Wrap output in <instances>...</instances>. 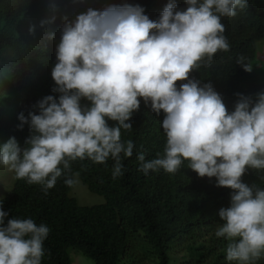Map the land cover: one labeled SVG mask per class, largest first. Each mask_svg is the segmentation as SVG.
<instances>
[{
    "label": "clouds",
    "instance_id": "1",
    "mask_svg": "<svg viewBox=\"0 0 264 264\" xmlns=\"http://www.w3.org/2000/svg\"><path fill=\"white\" fill-rule=\"evenodd\" d=\"M184 3L179 9L169 0L156 20L142 6L127 3L88 8L73 20L64 16L51 70L52 91L59 97L46 95L27 116L18 115L17 127L27 124L31 135L23 148L14 136L0 143V167L41 185L45 194L62 176L67 186L75 183L70 162L78 159L102 164L111 158L116 179L123 175L121 154L131 157L134 148L132 140L122 141L121 130L133 128L130 118L142 99L157 115L165 114L166 143L155 159L138 153L139 170L174 174L187 162L200 177H215L217 187L232 189L230 205L218 211L222 223L215 236L227 241L229 264H257L264 258V188L241 178L248 169L264 170V91L255 99L238 93L228 111L210 82L190 78L201 62L210 64L218 51L229 50L221 17L236 16L248 0ZM55 19H42L40 27ZM28 30L34 35L36 25ZM245 60L240 56L236 63L251 72ZM2 205L0 264H41L50 229L32 218L5 224L9 213Z\"/></svg>",
    "mask_w": 264,
    "mask_h": 264
},
{
    "label": "trees",
    "instance_id": "2",
    "mask_svg": "<svg viewBox=\"0 0 264 264\" xmlns=\"http://www.w3.org/2000/svg\"><path fill=\"white\" fill-rule=\"evenodd\" d=\"M169 0H0V53L9 47L7 76L16 84L23 99L12 117L0 111V134L16 137L20 146L31 135L29 126L19 129L18 115L27 116L37 101L53 93L56 87L51 70L56 61V47L61 39L64 16L73 20L88 8L103 10L111 5H140L150 19L156 20ZM179 9L184 0H176ZM55 17L44 28L40 21ZM32 20L35 34L22 31L23 21ZM228 51H218L210 64L190 73L201 84L211 83L223 98L228 111L234 110L239 94L255 99L264 91V82L254 70L253 62L264 39V0H248L245 9L234 17H221ZM50 33L53 39H48ZM243 56L252 71L236 63ZM182 81H177V86ZM82 100V104H87ZM145 105L130 118L133 128L121 130L122 141L132 140L133 155L123 157V175L112 178L114 161L90 160L70 162L73 178L78 176L90 191L101 194L105 202L80 205L70 196L72 186L58 178L55 186L42 191L39 184H28L15 177L10 191L1 198L3 210L11 218H32L50 229L44 241L41 264H73L69 249L89 257L95 264H229L225 259L227 241L215 236L222 223L218 211L230 205L232 189L217 187L216 178L200 177L187 168V162L174 174L139 170L137 155L145 160L163 155L166 135L161 126L164 118ZM116 122L109 121L112 126ZM242 181L264 188V170L248 169ZM236 264V262H231ZM264 264V258L257 261Z\"/></svg>",
    "mask_w": 264,
    "mask_h": 264
},
{
    "label": "rangeland",
    "instance_id": "3",
    "mask_svg": "<svg viewBox=\"0 0 264 264\" xmlns=\"http://www.w3.org/2000/svg\"><path fill=\"white\" fill-rule=\"evenodd\" d=\"M30 21V19L28 20ZM32 25V20L27 24L23 21L21 30L28 31L29 26ZM9 47L5 48L0 53V111L7 116L12 117L15 110L18 109L23 97L17 90L14 81H11L7 76V69L9 65ZM254 70L260 75L264 82V39L259 43V51L257 57L253 62ZM8 139L0 134V143L6 142ZM15 175L7 167H0V198L8 191H10L14 182ZM75 183L72 185L69 192L70 196L75 197L80 205L92 206L105 202V197L101 194L94 193L89 190L78 176L74 177ZM69 254L72 258L73 264H95L92 259L83 255L80 251L70 248Z\"/></svg>",
    "mask_w": 264,
    "mask_h": 264
}]
</instances>
